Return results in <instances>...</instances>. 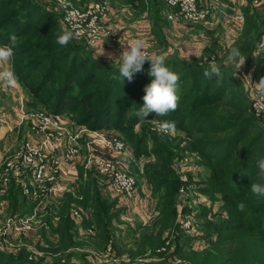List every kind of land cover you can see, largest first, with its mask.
Returning a JSON list of instances; mask_svg holds the SVG:
<instances>
[{
  "label": "trees",
  "instance_id": "trees-1",
  "mask_svg": "<svg viewBox=\"0 0 264 264\" xmlns=\"http://www.w3.org/2000/svg\"><path fill=\"white\" fill-rule=\"evenodd\" d=\"M111 1L135 4L134 7L138 6L136 2H139L141 8L149 7V9L151 5L163 3L161 0ZM82 3H84L83 0L77 4ZM19 12L24 15L21 19L22 25L16 28L10 26L13 28L12 33L10 31L5 35L0 33L1 43L7 42L6 37H9L10 34H15L18 38L27 36L24 40L25 43H19L20 51L17 53V56H20L17 60L22 63L16 68L13 67L19 81L27 82L35 69L34 66L44 62L48 63L46 75L51 74L48 72L49 68L58 65L67 67L60 83L62 92L59 93L52 109L56 112L65 110L72 112L83 107L84 113L77 121L88 124L89 127L111 126L132 131L135 124L141 120L133 113L143 105L144 88L154 79V76L149 75L150 62L146 61L143 71L135 73L131 81L122 78V84L118 72L119 65L93 56L91 50L81 43L72 40L67 46H64V50L56 49V46L59 45L56 43V39L64 30L57 20L58 18L53 17L52 13L43 8L36 0H0V26L5 24V20H12L14 15ZM155 19L156 15L154 14L153 32L157 36V41L160 44H165V36L157 29V20L155 21ZM243 23L241 33L238 39L231 44L230 51L232 48H238L246 62H249V65H255V72L263 70L264 51L255 56L254 51L257 48L258 40L264 33V5L261 10L253 12H248L247 8ZM29 37H32L33 41L30 42ZM39 46H46L48 49L42 51L39 50ZM212 46L214 47V45ZM230 51H226V55ZM17 60H15L16 63ZM213 63L221 66L223 81L219 84L217 78L209 79L203 74L212 64L209 61L200 62L196 59L186 60L176 55L168 56L166 66L179 74L180 77L178 86L180 101L174 112H170L162 118L174 121L186 132H193L194 135L201 134L190 143V147L196 150L207 169L199 180L201 185H198L197 189L210 198V204L219 200L220 206L225 209L224 215L221 216L220 213L215 215L211 212L210 206L197 202L193 209L199 208L195 211L196 216L201 218L196 221L198 233H195L196 235L188 234L180 228L176 221L179 203L176 196L180 186L182 184L186 186L189 181L181 180L173 169L171 160L173 153L170 151V143H157L152 150L156 153L161 150L162 157L158 156L156 161L154 160L155 162H150V165L148 164L144 168V175L148 177L146 180L153 186L152 190L157 192L155 197L157 198L158 214L154 219L142 225H127L122 228L119 225L122 220L119 209H116L115 200L110 201L108 198H102L104 192L97 188L95 178L90 177L81 184L82 199H78L71 192L64 196L63 202L57 210L58 223L52 228L53 232L57 234L55 239L50 237V230L47 232L42 228L43 244L37 242V246L45 248V251L52 250L55 253L63 250V253H53L54 255L50 258H46L45 255L28 258L29 251L26 248H22L18 253L4 252L0 249V264H62L61 259L65 255L66 262L69 264H101L93 261L91 252L88 254L84 250L65 251L68 247L81 245L87 241L90 242V245L101 248L106 241H111L116 253L119 254L122 251H127L130 255H136L143 254L147 250L156 255L153 257H159L158 260L144 261L140 264H173L165 259L164 253H162L165 249L158 251L168 237H171L174 253L183 262L188 261L191 264H264V199L256 198L250 191L253 182L264 183V177L258 174L257 166V161L264 158V123L250 108L249 101L243 93L239 92L240 90L232 93L233 88L241 89L242 87L239 74L231 70L232 64H226L222 59ZM43 81L44 79L38 80L39 88ZM74 83L79 85L78 91L67 93ZM58 84L57 81L56 85ZM117 85L125 95L116 94L114 88ZM82 89H88V92L83 93ZM33 90L35 91L36 88L33 87ZM68 94H72L71 98ZM131 101H135V103L128 116L127 108L131 105ZM215 105H227L233 113L229 116L218 115L216 111L211 113L209 109H215ZM235 112L237 117H234ZM112 114L115 121H112ZM152 114L156 115L155 113L148 115ZM231 115L234 116L230 117ZM150 132L143 125L141 133L138 135L131 134V136L129 134V141H133L130 144L134 157L141 154L147 155L152 151L148 150L147 143V139L151 138ZM214 133L222 135L221 137L209 136ZM246 137L247 141H245ZM188 176L191 175L188 174ZM7 194L13 211L23 207L26 209H22L20 212H27L33 204L20 195L19 188L13 183L10 184ZM74 202L84 205L90 212L83 223L85 225L93 223L96 232L86 237L96 235L97 239L83 240L76 237L74 223L68 214L69 207ZM241 202L245 204L243 212L237 211V205ZM88 206L93 207V218H89L91 209ZM191 208L186 204L181 206L183 213H188ZM167 229L168 233L164 235V231ZM128 233L130 236L127 235ZM123 238L124 240L130 239L128 245L124 246V250L120 248L122 244L119 243ZM194 238H201L204 243L199 246L194 243L196 240H193ZM166 248L170 249V243ZM71 256L75 257V262L71 261Z\"/></svg>",
  "mask_w": 264,
  "mask_h": 264
},
{
  "label": "built area",
  "instance_id": "built-area-1",
  "mask_svg": "<svg viewBox=\"0 0 264 264\" xmlns=\"http://www.w3.org/2000/svg\"><path fill=\"white\" fill-rule=\"evenodd\" d=\"M47 1H53L62 8L66 28L73 31L76 38L83 40L93 49H100L103 41L101 45L103 49L123 50L120 32L123 31L125 25L109 19L111 6L106 1L87 0L82 4H75L71 0ZM161 1L169 7V18L179 17L191 22H201L210 12L209 7L203 6L198 0ZM143 14L147 15V11L145 10ZM256 46L258 50L264 51V37L258 40ZM239 76L242 83L248 87V100L251 108L264 121V94L256 89V82L249 71H241ZM4 90V86L0 84V101ZM25 119L28 121L31 134L22 139L17 146L8 150L0 160V194H6L10 184L13 183L19 188V192L24 197L33 200L35 205L27 212L12 213L0 224L1 250L12 248L8 235H26L43 225L47 226L44 215L50 209L49 201L62 196L71 189L65 183L61 172V168L66 163H80L85 170H96L106 182L108 189L114 193L132 196L136 188L135 176L115 158L97 149L101 146L104 150L121 151L125 143L116 135L106 132L103 128L86 126L84 123L71 127L58 115L44 111H22L19 122ZM0 121L11 128L1 111ZM159 124L160 122L155 125V128L159 129ZM82 137L84 143L80 141ZM182 176H179L180 179L185 180L188 173L185 172ZM184 187L186 186L182 184L180 190H184ZM75 196L78 199L81 198L77 193ZM194 200L209 203L207 197L201 193H197ZM68 214L75 223L81 224L88 217V210L84 205L74 202L70 205ZM176 221L185 233H196L192 214L183 213L179 208ZM94 231L93 225L84 228V232L88 234H93ZM169 243L170 250H172L173 243L168 239L158 250L166 249ZM110 250L112 252V248ZM28 251V258L43 254L34 246H30ZM106 254L104 253L100 258L101 262L118 260L115 254L111 253L109 256ZM91 257L98 259V256L94 254H91ZM173 258L175 262L182 260L180 257L174 256Z\"/></svg>",
  "mask_w": 264,
  "mask_h": 264
},
{
  "label": "crops",
  "instance_id": "crops-1",
  "mask_svg": "<svg viewBox=\"0 0 264 264\" xmlns=\"http://www.w3.org/2000/svg\"><path fill=\"white\" fill-rule=\"evenodd\" d=\"M198 2L203 6H208L210 9L207 18L201 22H191L179 17L169 18V7L161 2H159L158 5L156 4L155 6H150L147 20L139 21L138 16L141 15V11L136 14L133 12L134 7L126 4L116 6L114 5L115 2H112L109 19L113 22L120 24L122 23L125 25L123 31L120 32V40L123 44V50L103 49L104 54L99 55L98 58L102 59L103 61H109L113 64L119 65V56L124 50H127V45L136 39H142L146 42V50L148 51L149 55H176L186 60L196 59L200 62L209 61L210 63H213L214 60L220 59V55H223L226 51H230V43L233 41V39L240 35L239 33L242 28L247 8L248 12H253L254 10H261L264 5V0H198ZM154 14L156 15L155 21L157 20V29L162 35L165 36V44H160L157 41V36L153 32ZM219 28L222 29L219 30ZM261 37H264V33ZM0 45H4V43H0ZM212 45H214V47ZM211 47H213L212 50H210ZM99 51L100 49H93V56L97 57V53ZM260 52L261 50L256 48L254 51V56L258 55ZM109 53L111 54V57H109ZM227 59L228 57L226 56L223 57L222 60L225 62ZM235 63H238V60H236ZM4 67H7V65H4ZM254 69V64L249 65L248 71L250 73L252 72L251 76L253 77L254 81L258 83L261 77L264 78V69L257 72H255ZM19 84L20 86L17 88L4 87L5 90L3 96L1 97L0 111L2 112L4 119L7 121L9 126L11 125V128H9L7 124L0 121V160L8 150L17 146L22 141V139L31 134L27 119L19 122L22 111H29L26 108L27 104H25L28 102L27 92L23 89L22 83L20 81ZM71 127L73 126L71 125ZM80 141L81 143H84L83 137L80 138ZM97 149L99 152L115 158L125 168L132 170L131 168H133V165H130V162L134 161L135 157L133 155V148L130 143H125V146L121 151H108L106 149L104 150L101 146ZM61 172L65 183L68 184L71 189L66 191L62 196L56 197L55 199L49 201L48 204L50 209L44 215V220L47 223V226L43 225L40 227L41 229L44 228L47 230V232L50 230V237L52 239H55L57 236V234L53 232L52 228H54L58 223V219L53 218L52 213H57V210L61 206V201L67 193L71 192L74 196L75 193H77L82 198L83 194L80 192L81 184L91 176H95V184L100 191L112 194H109V196L111 200H115L116 209H119L120 219L122 220V223L119 225L122 228L127 227V225L135 226L137 224H145L154 219V217L158 214V209L155 206L156 197L152 195L149 190V186L144 181H140L136 185L132 196H125L110 191L106 182L103 180L102 176L96 172V170H85L80 163H66L61 168ZM7 193L0 194V223L2 221L1 219L3 218L1 213L5 212V210L7 211L8 208L14 213H23L18 209L16 211L12 210L13 208L10 204ZM20 195L23 196L21 193ZM24 198L28 201H31L33 203L32 206L35 205L33 200L26 197ZM208 201L210 202V200ZM204 204L207 205L209 203ZM213 204L211 205V209H218L217 204H215L216 207H213ZM178 208H181L179 204L177 205V209ZM90 209L92 208L90 207ZM218 213H220L221 216L225 214L223 211ZM73 223L77 232L86 234L84 233V228L88 227L89 225L86 226L83 222L81 224H77L73 221ZM90 225L94 226L95 233V225L93 223ZM197 229L198 227L196 226V233H198ZM93 234H88V236ZM39 243L43 244V241L39 240ZM202 243H204L203 240ZM69 250L82 249L78 247H68L66 251ZM172 250L174 249L172 248ZM49 256L51 255L45 254L46 258ZM71 261L75 262L74 256H71Z\"/></svg>",
  "mask_w": 264,
  "mask_h": 264
},
{
  "label": "rangeland",
  "instance_id": "rangeland-1",
  "mask_svg": "<svg viewBox=\"0 0 264 264\" xmlns=\"http://www.w3.org/2000/svg\"><path fill=\"white\" fill-rule=\"evenodd\" d=\"M36 1L39 4H41L43 8L47 9L50 13H52L53 17H57L58 18L57 20L61 24V27H62L63 30H68L66 28L64 22H63V11H62V8H60L53 1H47V0H36ZM71 1L74 2L75 4H77V3H79L82 0H71ZM85 1H87V0H83V2H85ZM103 1H106L110 6L112 4L111 0H103ZM114 2H115V4L114 3L113 4L116 5V6H121L123 4H126V5H129L131 7H134V5H135V4L133 5L131 3H122V2H118V1H114ZM138 3L139 2H136V4L138 6H135L133 8V12L137 14V13H139L141 11V15L142 16L141 15L138 16L139 17L138 18L139 21L147 20V17L149 15V7L148 8H146V7L141 8L139 6L140 4H138ZM145 10L147 11V15L143 14ZM23 17H24V15H22V13L19 12L18 14L14 15L12 20H10V21H6L5 20V22H4L5 24L3 26H0V33H3V35H5L6 32H8V31H10L12 33L13 28H16V27H19L20 25H22L21 24L22 23L21 19ZM10 26H12L13 28H10ZM221 29L222 28H219V30H221ZM240 33H241V31H240ZM238 36L235 39H233L232 42L236 41L238 39ZM25 38H27V36H23V37L18 38L19 43L20 42L25 43L24 42ZM6 39L8 40L7 42L6 41L2 42V43H4V45H5V43L6 44L10 43L9 37H6ZM29 40L31 42V41H33V38L29 37ZM73 40L81 43L84 47H88L91 50V52L93 51V48L90 47L89 45H87L83 40L78 39V38H75ZM232 42L230 43V45L232 44ZM0 43H1V41H0ZM19 43H18V46L15 48V56H14V59L12 61V65L15 68L20 66L21 63H22V62H19L17 60V58L20 57V56H17V53L20 51ZM47 49L48 48L46 46H39V50L45 51ZM56 49L64 50L65 48H64V46L57 45ZM226 56L228 57V59L225 60V63L232 64L233 67H231V70L234 71V73L239 74L241 71H246V70L248 71L249 64H250L249 62L245 61L244 64L241 66V68L236 70V63H235L236 60H233V59L230 58V52L227 53V55H226V53H224L223 55H220L219 58L223 59V57H226ZM15 60H17V63H16ZM217 60H214V61H217ZM106 62H109V61H106ZM109 63H112V62H109ZM47 65H48V63L44 62L42 64L34 66L35 69L32 72L30 79H28L27 82H23V83L21 82L22 86H23V89L27 92V96H28V98H27L28 102L25 103V104H27L26 108L28 110L31 109V110L44 111V112L56 114L62 120L66 121L69 125L81 124V122H79L77 120L79 118H81L82 113H84L83 107H80L79 109H77L75 111H72V112L69 111V110L68 111L65 110V111L56 112V110L52 109L53 106L56 104V101H57L59 93L62 92V88L60 87V83H61V81L64 78V75H65V72L67 70V67L58 65V66H55L54 68H49L48 72H51V74L46 75V73H47L46 71H47V67H48ZM261 78H263V77H261ZM39 79H44L43 84H42V86L40 88L38 87V80ZM57 81L59 82L58 85H56ZM33 87L36 88L35 91L33 90ZM119 87L120 86L117 85L114 88L116 94H120V96L125 95V93H122V91H120ZM78 89H79V85L77 83H74L72 88H71V90H69V92H67V93H75L76 91H78ZM235 91H239V92L243 93V95L246 96V99L247 100L249 99L248 87L246 85H244L243 83H242L241 89L233 88L232 93H234ZM82 92L86 93V92H88V89H82ZM137 94H138V91H137L136 95ZM68 96H69V98H71L72 94H68ZM134 103H135V101H131V103H130L131 105H129V107L127 108V111H128L127 115L128 116L131 114V112H132V110L134 108ZM249 105H250V103H249ZM250 108H251V106H250ZM250 108H249V110L252 109V108L251 109ZM209 110H210L211 113L216 111L218 113V115L220 114V115H223V116H225V115L229 116L231 113H233L227 107V105L226 106L215 105V109H209ZM219 111H221V112L219 113ZM93 114H94V112H93ZM235 114H236V112L234 113V115ZM234 115H231L230 117H233ZM111 116H112V121H115V117L113 116V114ZM234 117H237V115H235ZM163 120H166V119H163L162 117H157L156 115L152 114V115L146 116L145 119H143V120H139L135 124V126L132 128V131L131 130H124V129H117V128L111 127V126L102 127V128L105 129L106 132H109L110 134L116 135L124 143H133L132 140L129 141V138H128L129 134L130 135L132 134V135H135V136L138 135L139 133H141V127L144 125L147 129H149L151 131L150 132L151 138L147 139L148 150H152L157 145V143H170V147H171L170 151L173 153V156L171 158L173 169L175 170V172L179 176L180 175L182 176V174L183 173L185 174V172L191 175V176H188V177L185 178L184 181H187V182L189 181V183H187L186 187H184V190L181 191L180 188H179L178 194L176 196V200L179 202L178 204L180 206L186 204V205H189V206L192 207L191 211H189L188 213L192 214V217H193V220H194V225L196 227V221L197 220L199 221L201 218L197 217L196 214H195V211L198 210L199 208L196 209V210L193 209L194 205H197V204H195L197 202L194 200V197L196 196L197 193H202L201 191H198L197 188L201 185L199 180L204 176V173L207 171V169L204 167L203 163L201 162V159L199 158L198 153L196 152V150H194V149H192L190 147V143H192V141L195 139V137L201 136V134H195L194 135L193 132H186L183 128H180L177 124H175L176 128H175V132L174 133H170V134L160 133L158 131V129L155 128V125L158 122H161ZM260 121L262 123H264L262 119ZM71 122H72V124H71ZM85 125L87 126L88 124H85ZM221 135H222L221 133L209 134V136H211V137H219V136L221 137ZM132 139H134V138L132 137ZM245 141H247V137L245 138ZM244 142H241V143H244ZM153 152L154 151L152 150L150 152V154H147V155L146 154H141L140 156L135 157V160L130 162V165H133V168H131L132 170H130L129 168H126V169H127V171H129L131 174H133L135 176L136 185L140 181H144L149 186V188H150L149 190L152 193V195L155 196V195H157V192H154L152 190L153 186L151 185V183L148 180H146L148 177H146L144 175V168H146L147 165L150 162L151 163L155 162L156 161L155 159L158 156L160 158L162 157L161 150L158 151L159 153H156V152L153 153ZM189 177H190V179H188ZM102 194H103L101 196L102 198H108L111 201V198L109 196L110 193L108 194L106 192V193H102ZM110 195H112V194H110ZM207 199L210 200L209 197ZM9 200H10V198H9ZM62 202H63V200L61 201V204H62ZM156 204H157V198L155 199V206H156ZM215 204H217L218 209H215V210L211 209V212L213 214L216 215L220 211H223L225 213V209L220 206L219 200H216L214 202L213 207L215 206ZM211 205L212 204H210V202H209V204L207 206L211 207ZM88 207H90V206H88ZM91 208H93V207H91ZM22 209H26V208H23V207H19L18 208V210H22ZM91 212H94V211L91 209ZM12 213H14V212H12L9 208H8L7 211L5 210V212H2L1 214L3 215V218L1 219L2 220L1 223L5 220V218L7 216L11 215ZM93 215L91 216V214H90L89 218H93ZM53 218L58 219L57 213L54 212ZM88 225L89 224H87L86 226H88ZM74 230L76 232V237L78 239L85 240L87 238H96V235H94L93 237H86V236H88V233L81 234V233L77 232L75 227H74ZM41 231H42V229L40 228V229H38L36 231H33L31 233H28L26 235H24V234L23 235L22 234L21 235L15 234L14 236H9L8 235V238L11 241L12 248L8 249V248L5 247L6 249L2 250V251L18 253L22 248H26L28 250V248L31 245H34V247L38 251H43L42 253L44 255L48 254V255L52 256L55 253H63L64 252L63 250H59V252H55L53 254L51 252L52 250L51 251L50 250H46L45 251L44 250L45 248H43V247L39 248L37 246V242H39V240H42V234L40 236ZM167 232H168V229L164 231V235H166ZM127 235L130 236V233H128ZM168 240H171V237H169ZM193 240H195L194 243L199 244V246H200V244H203L202 243L203 239L201 240V238H198V239L194 238ZM129 241H130V239H128V240H124V238L121 239V241H119V243L122 244V246L120 248L122 250H124V248H125L124 246H127ZM89 243L90 242L87 241L86 243L81 244V245L80 244L74 245V246H72V248L73 247H78V248H81L82 250L86 251L88 254L91 252V254L97 255L98 259L97 258H92L93 261H95L96 263H101V264L105 263L106 264V262H109V264H116V263L124 264V263H129V262H135V263L140 264V263H142L144 261L158 260L159 259V257H153V256H156V255L151 253L150 251H147V250L143 254H136V255H130L127 251H122V252H120V254L116 253L115 249L113 248V246L111 244V241H109V242L106 241V243L103 244L102 248L101 247H96L94 245H90ZM111 248H112V252L110 250ZM158 251H160V250H158ZM104 253H107L106 256L111 255V253L116 254L118 256V260L116 262L115 261L101 262L100 258H102ZM162 253H164L163 255H164L165 259L168 262H170V263H173V264H182V263L191 264L188 261L187 262H183L182 260L180 262H175L173 257L174 256L178 257V256H177L176 253H174L173 250H170L168 248H166L164 250V252H162ZM51 256H49L47 258H50ZM164 257H162V258H164ZM61 261H62V264H69L68 262H66L67 261L66 255H65V257H62Z\"/></svg>",
  "mask_w": 264,
  "mask_h": 264
},
{
  "label": "clouds",
  "instance_id": "clouds-1",
  "mask_svg": "<svg viewBox=\"0 0 264 264\" xmlns=\"http://www.w3.org/2000/svg\"><path fill=\"white\" fill-rule=\"evenodd\" d=\"M76 38V34L71 30H64L57 37L56 43L60 46H67L73 39ZM9 44L0 45V84L5 88H17L20 86L19 78L15 72L12 61L15 56V48L18 46L19 40L17 35H9ZM103 41L101 42L102 45ZM100 45L99 55L104 54L103 48ZM111 57V54H108ZM119 63V76L122 84L123 79L127 78L132 80L133 75L143 71V65L146 61L150 62L149 75L154 76V79L150 84L144 88V95L142 97L144 103L133 114L139 119L143 120L149 113H155L157 117H165L170 112H174L179 105L180 96L178 94L179 86V74L170 70L166 66L168 56L166 54H152L149 55L146 51V42L142 39H136L127 45V50H124L120 54ZM230 58L238 60L236 63V70L240 69L245 62V57L242 56L238 48H232L230 51ZM7 65V67H4ZM204 76L211 79L217 78V83L223 81V75L221 66L216 63L209 65V69L206 70ZM247 77V76H246ZM249 84L250 79L248 77ZM256 89L264 94V78H261L258 83L255 84ZM175 122L171 120H163L159 124L158 131L163 134H170L175 132ZM259 175L264 177V158L257 161ZM241 174H244L241 172ZM251 193L258 199H264V183L253 182L250 188ZM245 210V204L243 202L237 205V211L243 212Z\"/></svg>",
  "mask_w": 264,
  "mask_h": 264
}]
</instances>
